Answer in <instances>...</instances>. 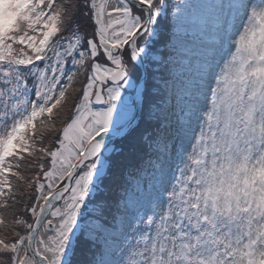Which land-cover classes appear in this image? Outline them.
Listing matches in <instances>:
<instances>
[{
    "label": "snow or ice",
    "instance_id": "1",
    "mask_svg": "<svg viewBox=\"0 0 264 264\" xmlns=\"http://www.w3.org/2000/svg\"><path fill=\"white\" fill-rule=\"evenodd\" d=\"M0 209V264H264V0H0Z\"/></svg>",
    "mask_w": 264,
    "mask_h": 264
},
{
    "label": "trees",
    "instance_id": "2",
    "mask_svg": "<svg viewBox=\"0 0 264 264\" xmlns=\"http://www.w3.org/2000/svg\"><path fill=\"white\" fill-rule=\"evenodd\" d=\"M81 23H84V21L82 20ZM90 30H91V29H89V31H90ZM83 82H84L83 76H80V77L77 78V80L75 81V85H74V86H75L76 88H82V84H83ZM68 95H69V96H72V97L74 98L75 96H78L79 93H78V92H73L72 89H70ZM70 108H71V103H69L68 106L61 105V106L58 107V109H55V110H54V113L57 112V111H60V114H61V119H57V121H56V123H57V127H58V128L62 127L63 123L66 122L67 117H68V116L70 115V113H71ZM47 139H48V138H46V140H47ZM126 147H127V145H125V148H126ZM128 167L130 168V170H133V169L136 168V164H133V165L128 166ZM22 169H23V168H22ZM22 169H21V170H22ZM32 171H35V170H34V169H30V168H26L25 174L27 175V174H29V173L32 172ZM13 180H14V178H13ZM14 190H15V189H14ZM17 195L19 196L20 193L17 192ZM28 202L30 203L31 201H28ZM15 207L19 208L20 205H19V204H18V205H15ZM0 212H4V210L1 209ZM5 219H6V220H10V219H11V215H9V213H5ZM2 231H3V228H2V226H0V232H2ZM9 238H10V237H9Z\"/></svg>",
    "mask_w": 264,
    "mask_h": 264
},
{
    "label": "rangeland",
    "instance_id": "3",
    "mask_svg": "<svg viewBox=\"0 0 264 264\" xmlns=\"http://www.w3.org/2000/svg\"><path fill=\"white\" fill-rule=\"evenodd\" d=\"M82 20H83V18H81V21H82ZM83 21H84V20H83ZM85 23H86V21H84V23H81V24L83 25V24H85ZM163 39H164V38H163ZM155 44L158 45V46H163V44L160 43V39H158L157 42H156ZM21 171L25 173L26 168H23ZM18 193H19V192H18ZM9 215H10V213H9ZM41 231H43V230H41Z\"/></svg>",
    "mask_w": 264,
    "mask_h": 264
}]
</instances>
